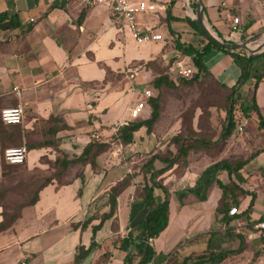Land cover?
Returning <instances> with one entry per match:
<instances>
[{
    "label": "crops",
    "instance_id": "crops-1",
    "mask_svg": "<svg viewBox=\"0 0 264 264\" xmlns=\"http://www.w3.org/2000/svg\"><path fill=\"white\" fill-rule=\"evenodd\" d=\"M169 2L153 0L154 13L138 16L144 27L153 26L161 34L167 42L163 44L133 41L103 4L89 6L76 0H0V12L14 15L18 20L17 27L0 29V109L19 105L23 110L19 124L4 125L7 129L19 128L25 146H33L26 150V165L37 163L41 153L51 154L55 164L50 181L37 191V200L23 207L15 223L0 232V264H125V256L129 258L128 264L138 263L140 257L135 244L142 235L145 207L139 193H133L134 185L116 196L111 217L102 220L94 232L91 230L109 210V188L128 175L127 169L110 168L108 159H102L105 149L96 154L92 166L88 159H77L88 143L112 144L108 142L114 134L111 123L124 116L128 85L132 82L125 73L134 71L126 70L123 74L124 96L108 74L132 61L144 64L155 61L161 66L159 73L163 70L171 79L167 66L173 60L182 58L191 63V56L185 55L175 43L199 50L208 40L185 20L192 21L198 6L202 8L204 23L222 40L235 16L240 21L239 41L264 32V0H172L171 5ZM168 6L170 17L166 15ZM201 60L208 76L223 88L235 84L239 71L228 53L210 48ZM154 73L153 66L140 67L133 82L150 88L153 95V81L159 75L157 71ZM261 74L251 95L264 119V54L251 61L249 77L236 90L243 92L241 88H247L251 82L254 86L255 78ZM250 96H245L248 114L257 118L250 107ZM150 110L147 104L138 121L148 118ZM160 117L158 110L149 132L143 125L139 126L133 131L130 143L118 141L122 154L127 146L140 150L154 145ZM139 138V143L134 141ZM31 150L36 151V156L28 163ZM162 158L166 157L157 156L151 162L144 171L145 177L142 172L135 174L139 190L143 182L149 183L150 172L165 166ZM252 158L237 171L228 166L227 170H220L213 162L210 167L213 170L203 174L204 169L198 170L197 165L193 170L187 162L179 175L173 171L174 163L157 175L154 180L168 195L167 223L152 238L149 246L153 253L145 264L248 263L244 259L237 262L244 252V240L243 249L233 252L240 237L247 240L246 230L234 231V221L226 213L229 207L223 203L246 199L247 209L250 195L233 190L223 197L219 185L245 189L242 183L246 176L242 173L260 168L264 162L263 158L259 165H251ZM236 172L242 174L239 181L232 178ZM144 178L146 181H142ZM173 190L178 193L177 199L172 198ZM163 195L161 189H155L156 200H162ZM246 213L257 217L249 209ZM78 247L88 250L75 262Z\"/></svg>",
    "mask_w": 264,
    "mask_h": 264
},
{
    "label": "rangeland",
    "instance_id": "rangeland-1",
    "mask_svg": "<svg viewBox=\"0 0 264 264\" xmlns=\"http://www.w3.org/2000/svg\"><path fill=\"white\" fill-rule=\"evenodd\" d=\"M139 15L136 16V21L141 23L138 20ZM161 32L165 36H168L164 30H161ZM253 42H255V39L251 40V43ZM158 64L155 61H149L145 64L143 62L132 61L122 69H119L120 71L110 72L108 77L111 81L117 82L118 86L116 89L123 95L124 93L126 94L123 79V74L126 70L135 72L140 67L147 68L153 66L154 74H156V71L158 73L161 72V66ZM155 66L157 67L155 68ZM139 88L140 85L137 84V89ZM252 88L253 84L251 82L247 88H241V90L244 89L243 92L238 90L234 92L232 97L234 100L232 111L234 116L233 128L228 137L221 139L220 134L226 123L225 109L228 104L226 99L228 91L209 76L200 75V77L195 81H190V83H186V79L175 82L169 79V84H163L159 90H154V93L157 94V104L161 112L160 120L155 127L156 143L149 147L150 149L142 148V152H139L142 150L140 148V150L138 148L135 150L127 146L125 153L122 154L118 140H114L112 139L113 136L108 135L110 138L108 142L112 144L107 145V148L104 150L106 154L103 155L102 159H108L107 162L110 168L115 166L127 169V176L129 177L128 187L134 185L135 189L133 193L135 195L139 192V185L135 182L134 176L136 173L142 172L145 177L144 171H147L151 164L147 165L146 162L151 156L164 155L167 159L175 156L176 159L172 168L176 175H179L186 168L187 162L192 164L193 170L197 169L196 166L198 165V170L204 169L203 174H206L213 170L210 167L214 163L219 166L220 170H227V166L232 169L236 162L244 161L250 158L252 154L256 155L253 156L250 162L252 163L251 165H259L263 162L264 158V152H260L264 150V127L259 126L257 118L248 114L249 109L246 107L247 100L245 96L249 97L251 95ZM116 89L114 88L113 90L116 91ZM135 97H137L136 94L133 99ZM237 125H242L241 131L237 130ZM104 128L107 129V125ZM12 129L8 127L7 130ZM14 129L16 130L17 128ZM173 136L181 137L183 139L182 143L189 146L185 154L177 152L174 142L171 143L170 141ZM43 138L45 137L40 139ZM56 138V140H59L60 136ZM139 140L140 138L134 141L138 142ZM134 141L131 145H133ZM119 142L122 143L121 140ZM20 145L25 146L21 139L20 142H4L0 140V155L4 147ZM41 154L37 163H34L33 166L26 165L25 162L18 165H6L0 156V189L4 190V194L0 196V219L2 217L1 211L6 213L12 212L16 204L30 199L44 179L54 174L55 164L53 158H51V154ZM35 156L36 151L31 150L28 154L27 162H33ZM57 165L59 166V164ZM260 171V168L253 167L243 172L242 174L246 176L243 180V186H248V181L258 183L256 178ZM242 174L241 172H236L232 178L239 181ZM142 181H146V179L144 178ZM142 181L141 179L139 180L140 184ZM244 192L248 194H244ZM240 193V195L254 194L251 205L248 207L247 204V209L252 214L258 216L264 213V189L261 186L257 185L253 190L249 191L243 189ZM177 194L174 191L172 198L177 199ZM223 204L224 207L232 205L228 201ZM239 205L245 208L246 199L239 202ZM247 209L245 208L246 212ZM233 240L236 242L237 238L234 237ZM242 240H244L245 245L244 252L239 256L237 262L244 259L245 261L249 260L246 264H256V261H261L264 264V242L259 237L248 241V239L246 240L242 236Z\"/></svg>",
    "mask_w": 264,
    "mask_h": 264
},
{
    "label": "trees",
    "instance_id": "trees-1",
    "mask_svg": "<svg viewBox=\"0 0 264 264\" xmlns=\"http://www.w3.org/2000/svg\"><path fill=\"white\" fill-rule=\"evenodd\" d=\"M171 4H172V0H170V2H169V5H171ZM168 8H169V6L167 7L166 15H167V17L168 16L170 17ZM185 20L190 25H192V27H194L197 32H199L200 34H203L202 32H200L198 30V28L195 26V24L191 20H189L187 18H185ZM17 26H18V20H17L16 16H14V15L8 16L6 12H0V29H11V28H15ZM175 44L179 48L182 49V51L185 55L191 56V64L195 70V72L192 74V76L186 79V83H190V81H192V80L195 81L198 77H200V75L208 76V72L205 70V68L203 66L201 57L210 48H215V49H218V50L223 51L225 53H228L229 56L231 57L233 63L235 64V66L238 68L239 74L237 76L235 84L231 88H224L225 90L228 91L227 97H226L228 104H227V107L225 109L226 123L222 129V132L220 134V138L225 139L226 137H228L231 134V131L233 128V121H234L233 120L234 116L232 113L233 105H234V100L232 98L233 94L236 91V89L238 88V86L241 85L249 77V68H250L251 61L255 57L263 55L264 50L260 53L253 55V56H246L244 54V52H242V51H233V50H229V49H224V48L218 46L217 44L211 42L210 40H207L206 44L203 45L199 50H196L190 46H185L184 48H182L181 46H179L178 43H175ZM262 76H263V74H261L260 76H257L255 78V82H254V86H253L254 88L256 87V82ZM181 80H183V79H181ZM163 84L164 85L169 84V79H168L166 74L161 73L153 81L154 90L155 89L159 90ZM250 101H251V105H250L251 109L253 111H255V113L257 114L259 126L264 127V120L262 119V116L258 114V110H257V107H256L255 102H254L253 94L250 96ZM147 104L151 108L148 118H146L145 120H142V121H138V122H129L126 125H121V126L117 127L116 130L113 132L114 134L111 135V136H113L112 139L118 140V141L121 140L123 144L128 143V142H130V140L132 138L133 131H135L141 125H143L146 128V132H149L152 123L156 120V118L158 116L159 107L157 104V94L153 93V95L147 99ZM5 126L6 125H4L0 122V140L4 141V142H20L21 133L19 132V128L15 130L14 129L15 127H14L12 130H7V126L6 127ZM12 126H14V125H12ZM171 139H172V142H174V146H175L177 152L180 154H185L186 150L189 148V146H186L182 143L183 139L181 137H178V136H173ZM106 146L107 145L88 143L83 147L81 154L77 159L78 160L79 159H82V160L88 159L89 163L92 166L96 154L100 153L103 149L106 148ZM32 148H33L32 145H30V144L26 145V150H29ZM262 151H264V150H262ZM254 155H256V154H252L250 158H247L244 161L236 162L234 164V166L232 167V169L234 171H237L238 169H240L242 167L243 164H245ZM155 158H157V156H151L150 159L146 162V164L149 165L152 162V160H154ZM175 159H176L175 156L170 158V159L169 158L168 159L162 158L161 161L165 163V166H163L162 168H160L158 170H154V171L150 172L149 177H148L149 183L144 182V184L142 185L141 189L138 192L139 196L142 200L143 206L145 207V213H144L143 218L141 220V233H142V235L140 236V238L137 240V243L135 244L136 251L140 257L137 264L147 263L150 260L151 255L153 253L152 248L148 244L145 243V238L147 236L154 237L160 231H162L166 226L167 212H168L167 211L168 210V208H167L168 195H167L164 187L160 183L155 181L154 178L157 175L161 174L166 169H168L172 165V163H175ZM260 170L263 171L264 170L263 167H260ZM51 177H46L44 179V181L42 182V184H40L37 187L36 191L32 194L31 198L26 200L25 202L16 204L14 209L12 210V212L6 213V212L1 211L2 217L0 219V232L10 228L15 223L16 219L20 216V212H21L23 207L31 205L37 200V191L43 185L48 183L50 181ZM128 180H129V177L127 175H125L120 180H117L109 188V193H108L109 210H108V212H106L100 216V220H99L98 224L91 228L92 232H94V230L100 226L102 220L111 217V215L114 212L115 205H116V196L124 188H126L128 186ZM219 188L221 189L223 197H224V195L233 192V190L238 191L239 193L241 192V190L237 189L235 186H232L231 184L219 185ZM155 189H161V191L164 193L162 200L158 201L155 199V196H154ZM245 193L246 192H244V194ZM3 194H4V190L0 189V196ZM253 198H254V194L250 193L248 207L251 205ZM232 204L238 205L239 202L234 200V201H232ZM221 206H222V203H221ZM242 249H243V243H242V238L240 237L239 245L235 250H233V252H240ZM87 250L88 249L83 250V248L78 247V252L74 257V261L75 262L78 261L87 252ZM128 261H129L128 256H125L123 262L125 264L126 263L128 264Z\"/></svg>",
    "mask_w": 264,
    "mask_h": 264
},
{
    "label": "built area",
    "instance_id": "built-area-1",
    "mask_svg": "<svg viewBox=\"0 0 264 264\" xmlns=\"http://www.w3.org/2000/svg\"><path fill=\"white\" fill-rule=\"evenodd\" d=\"M68 1V0H65ZM84 5L103 4L108 6L110 15L124 26L130 35L131 39L137 43L145 42H162L167 43L161 34L153 30V26L144 27L143 24L136 21V16L144 12L154 13L153 0H76ZM240 21L235 16L231 18V23L224 40L227 42H239L241 29ZM167 70L169 77L173 81L187 79L195 72L191 63H186L182 58L173 60ZM135 72H126L125 76L132 82L128 85V102L124 110V116L116 119L112 124L113 132L117 127L126 125L136 119L141 118L142 111L147 106V99L152 96V91L148 87H140L137 89V84L133 82ZM12 90L18 94L16 87ZM136 92V93H135ZM134 99L133 97L135 96ZM23 110L19 105L4 107L0 109V122L2 124H19L22 121ZM237 130H242V125H237ZM26 157V148L24 145L5 147L2 150L1 158L7 165H17L24 162ZM264 169V162L262 165ZM258 183L248 181V186L245 189L253 190L257 185L264 189V170L258 173L256 178ZM243 184V183H242ZM227 215L234 221L235 232H240L243 229L247 239L259 237L264 242V213L257 217H252L245 212V208L238 205H231L227 209ZM153 237L145 238L146 244H151ZM256 264H262L261 261H256Z\"/></svg>",
    "mask_w": 264,
    "mask_h": 264
},
{
    "label": "water",
    "instance_id": "water-1",
    "mask_svg": "<svg viewBox=\"0 0 264 264\" xmlns=\"http://www.w3.org/2000/svg\"><path fill=\"white\" fill-rule=\"evenodd\" d=\"M192 21L198 30L202 32L208 40L224 49L240 50L244 52L246 56H253L264 50V32L257 36H250L247 39L239 42H227L213 35V33L203 21L202 8L200 6L195 9L194 18H192ZM252 39H255V42L251 43ZM249 44H255L256 46L254 48H250L248 46Z\"/></svg>",
    "mask_w": 264,
    "mask_h": 264
},
{
    "label": "bare ground",
    "instance_id": "bare-ground-1",
    "mask_svg": "<svg viewBox=\"0 0 264 264\" xmlns=\"http://www.w3.org/2000/svg\"><path fill=\"white\" fill-rule=\"evenodd\" d=\"M214 35V34H213Z\"/></svg>",
    "mask_w": 264,
    "mask_h": 264
}]
</instances>
